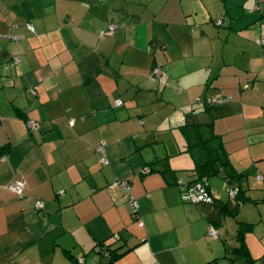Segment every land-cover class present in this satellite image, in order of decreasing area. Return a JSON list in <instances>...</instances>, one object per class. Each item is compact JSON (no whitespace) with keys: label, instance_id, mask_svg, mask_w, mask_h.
Masks as SVG:
<instances>
[{"label":"crops","instance_id":"crops-1","mask_svg":"<svg viewBox=\"0 0 264 264\" xmlns=\"http://www.w3.org/2000/svg\"><path fill=\"white\" fill-rule=\"evenodd\" d=\"M261 39L264 0H0V264H236L239 222L254 226L245 243L264 264ZM217 97L231 101L205 112ZM193 122H211L246 175L254 202L238 213L250 204L254 216H222L236 203L222 174L207 182L213 204L182 200L177 183L195 176L181 128ZM20 178L23 198L4 189Z\"/></svg>","mask_w":264,"mask_h":264},{"label":"trees","instance_id":"trees-1","mask_svg":"<svg viewBox=\"0 0 264 264\" xmlns=\"http://www.w3.org/2000/svg\"><path fill=\"white\" fill-rule=\"evenodd\" d=\"M211 108V106H205V112L210 113ZM206 130H208V134H206ZM181 132L187 142L186 153L190 155L194 163L192 172L195 176V180L190 183H196L202 179H206L208 182V179L211 177L222 174L226 181L232 185H236L238 188L235 205L229 206L225 203L222 206L221 214L223 217H235L241 204L254 202L243 195L244 192L240 189L239 184L246 175L244 173H237L231 165L220 137L213 133L211 122H193L188 125L186 124L181 128ZM4 152V149H0L1 157L5 155L6 152ZM162 173L166 175L169 173L173 174L170 170ZM253 227L254 226L249 223H238L236 231L237 246L234 249V262L239 261L241 264H256V260L250 256L245 243V236L253 230ZM99 253L103 254V250H100ZM113 253L114 255L111 257V262H115L117 257L120 256L116 255L115 252Z\"/></svg>","mask_w":264,"mask_h":264},{"label":"built area","instance_id":"built-area-1","mask_svg":"<svg viewBox=\"0 0 264 264\" xmlns=\"http://www.w3.org/2000/svg\"><path fill=\"white\" fill-rule=\"evenodd\" d=\"M215 24L217 26H221L222 20L221 19L216 20ZM26 26L31 32L34 31L31 25L27 24ZM194 29H195V27H192V31ZM115 30H116V26L114 24H110L106 30L100 31L99 36L102 38L109 37V36L114 34ZM15 40H17V38ZM258 45L263 46L264 45V39H261L260 41H258ZM13 62L17 63L18 59L14 58ZM160 74H161V69H160V67L157 66V67L153 68V70L151 72V77L156 78ZM247 87L248 86H246V88ZM31 93L35 94V91L31 90ZM229 101H231V98L217 97L216 99L206 100V104L208 106H215V105H218V104H221L224 102H229ZM121 105H122L121 100H117L115 102V106H121ZM27 124H28V128L31 131L37 130V125L35 122L28 121ZM70 125H73V122H70ZM95 149L99 155L100 163L104 166L108 165L107 155H106V151H105L103 144L98 143L96 145ZM149 173H151V169L149 167L143 168L142 174L145 175V174H149ZM258 179H261V178L258 177ZM178 185L180 188H182L181 198L186 203L211 205L214 202V199L208 190V184H207L206 179H202L196 183H190V184H182L179 182ZM25 186H26L25 180L23 178H20V179H16V180L12 181L8 185H6L4 187V189L12 192L18 198H23ZM112 186L113 187H117V186L122 187V189L124 190V194L127 198V202H128L129 207H130L132 217L136 218L137 212H138V204H137V201L135 200V198L133 197V195L131 194L129 185L125 181L115 180V182L112 184ZM59 193L63 194L64 191H60ZM237 194H238V188L236 186H231L230 188H228V195H229L231 200H235ZM35 208L36 209L43 208V203L40 201H37L35 203ZM137 222H138L139 226H143L142 220L137 219ZM208 235L212 238H217L218 233L212 227L208 230ZM100 250H103V249L101 247L100 248L98 247L97 252H100ZM103 253H104V250H103ZM77 262L79 264H83V259H78Z\"/></svg>","mask_w":264,"mask_h":264},{"label":"rangeland","instance_id":"rangeland-1","mask_svg":"<svg viewBox=\"0 0 264 264\" xmlns=\"http://www.w3.org/2000/svg\"><path fill=\"white\" fill-rule=\"evenodd\" d=\"M211 179L213 180H215V179H218V177H211ZM218 181V180H217ZM228 193V192H227ZM249 203H251V202H249ZM257 213V211L255 210V206L253 205V206H251L250 204H247V206L245 207V209L244 210H242L241 209V211L239 212V213H237V215L235 216V217H227L226 218V220H227V222L229 223V224H231L232 225V223H230V222H233L232 220H234L235 221V219L234 218H236L237 217V219H240L242 216H244V217H252V216H254L255 214ZM231 218H233V219H231ZM236 222H233V224L234 225H237V224H235ZM236 264H238V262L236 261L235 262Z\"/></svg>","mask_w":264,"mask_h":264}]
</instances>
